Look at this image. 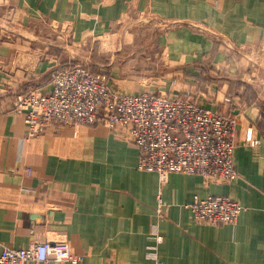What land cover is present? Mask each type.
<instances>
[{"label":"crops","instance_id":"0c3cea01","mask_svg":"<svg viewBox=\"0 0 264 264\" xmlns=\"http://www.w3.org/2000/svg\"><path fill=\"white\" fill-rule=\"evenodd\" d=\"M142 23L156 33L150 62L117 63L110 84L234 115L237 178L142 170L128 132L102 122L28 137L18 94L50 90L75 49L105 52ZM197 195L245 210L197 221ZM44 241L69 243L82 264H264V0H0V243Z\"/></svg>","mask_w":264,"mask_h":264},{"label":"built area","instance_id":"2783aa9c","mask_svg":"<svg viewBox=\"0 0 264 264\" xmlns=\"http://www.w3.org/2000/svg\"><path fill=\"white\" fill-rule=\"evenodd\" d=\"M109 75L71 61L52 72V87L18 94L28 137L44 133L50 125H85L102 122L124 129L140 149L139 168L199 173L207 179L233 180L238 172L234 153L237 118L207 109L185 93L127 92L112 87ZM248 140L253 144L252 136ZM31 172V169H28ZM197 221L234 223L245 206L230 196H196L190 204ZM160 242L161 236L158 235ZM151 255L155 258L156 252ZM83 263L67 242H31L14 248L0 243V264ZM158 264H162L158 262Z\"/></svg>","mask_w":264,"mask_h":264},{"label":"rangeland","instance_id":"374dc122","mask_svg":"<svg viewBox=\"0 0 264 264\" xmlns=\"http://www.w3.org/2000/svg\"><path fill=\"white\" fill-rule=\"evenodd\" d=\"M135 27L136 29H133L134 35H131L132 33L130 34L126 32V37L125 35L122 36L123 42L121 44L112 45V47H109L105 52L100 51L99 43L93 45L91 50L85 49L84 51H78L75 49V52H78V54H76V58H72V62L85 66L88 65L87 67L94 71L106 73H108L110 68L115 66L117 63H119V65H123L132 61V59L135 60V66H146L151 59V57L148 55L149 50H152L153 48H150L146 44V40L156 37V33L151 31L150 28L148 29L145 23ZM135 38L140 39V42L137 43Z\"/></svg>","mask_w":264,"mask_h":264}]
</instances>
